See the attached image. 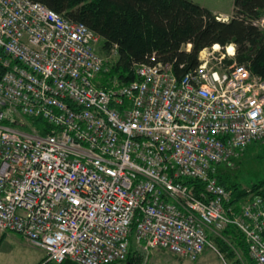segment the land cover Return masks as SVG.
<instances>
[{
	"label": "built area",
	"instance_id": "obj_1",
	"mask_svg": "<svg viewBox=\"0 0 264 264\" xmlns=\"http://www.w3.org/2000/svg\"><path fill=\"white\" fill-rule=\"evenodd\" d=\"M99 42L44 4L0 0V232L47 262L120 264L154 250L196 261L233 226L264 264V199L232 204L218 181L220 166L264 145V79L231 44L203 50L182 77L137 64L135 81L103 83Z\"/></svg>",
	"mask_w": 264,
	"mask_h": 264
},
{
	"label": "trees",
	"instance_id": "obj_2",
	"mask_svg": "<svg viewBox=\"0 0 264 264\" xmlns=\"http://www.w3.org/2000/svg\"><path fill=\"white\" fill-rule=\"evenodd\" d=\"M32 1L44 4L64 18L85 24L93 30L100 37L97 49L103 58L113 57L116 53L109 72L101 75L103 83L115 79L121 83L135 81L134 67L137 64H169L177 77H182L199 66L203 50L220 46L224 51L231 44L236 48L234 61L264 79V29L256 24L264 18V0H235L234 13L228 21L218 20V15L193 0ZM234 61L223 60L226 65H232ZM5 71L0 63V80ZM26 120L41 135L50 132L51 128L43 119ZM221 171L218 172V181L232 191L231 203L243 202L247 193L240 190L238 184H230ZM252 189L256 192L255 197L264 199V180L253 185ZM225 239L235 243L242 253L243 260L235 264H244L245 261L255 264L241 231L229 226L221 237L210 236L226 260L234 252ZM133 252L125 264L140 263V257Z\"/></svg>",
	"mask_w": 264,
	"mask_h": 264
},
{
	"label": "rangeland",
	"instance_id": "obj_3",
	"mask_svg": "<svg viewBox=\"0 0 264 264\" xmlns=\"http://www.w3.org/2000/svg\"><path fill=\"white\" fill-rule=\"evenodd\" d=\"M193 1L214 14H217L219 18L225 19V21H228L233 16L235 0ZM263 20L264 18L257 21L260 27L264 24ZM222 52V49L219 47L216 54H223ZM205 54V52L202 53V56H205ZM216 58V60H212V66L220 63L219 55ZM106 60L110 66L113 58L112 56H107ZM218 170H222L221 174H223L224 178L230 184H238L239 189L247 193L245 200L252 199L256 195V192L252 189L253 185L264 180L263 144H253L250 148L244 150L238 159L232 161L230 164L220 166ZM230 192L232 193V191ZM222 233L218 237H221ZM224 241L234 252V255L226 260L221 253L214 252L208 248L205 249L204 253L196 261L180 259L163 251H152L146 254H140L134 251L133 254L136 253L140 257L139 264H235L237 261L243 260L242 253L237 249L236 244L231 243L229 239H225ZM33 247L19 235L0 232V264H36L43 251ZM216 248L218 249L217 246ZM244 264H248V262L245 261Z\"/></svg>",
	"mask_w": 264,
	"mask_h": 264
},
{
	"label": "crops",
	"instance_id": "obj_4",
	"mask_svg": "<svg viewBox=\"0 0 264 264\" xmlns=\"http://www.w3.org/2000/svg\"><path fill=\"white\" fill-rule=\"evenodd\" d=\"M217 15V14H216ZM231 18V17H230ZM224 21H225V19H224ZM8 234H10V233H8ZM34 248V247H33ZM154 251H163V250H154ZM163 252H166V251H163ZM168 253V252H167ZM185 260V259H184ZM36 264H76V263H74V262H72V261H66V262H63V263H54V262H47L46 261V257H45V253L44 252H42V254H41V257H40V259H38V261H37V263Z\"/></svg>",
	"mask_w": 264,
	"mask_h": 264
},
{
	"label": "bare ground",
	"instance_id": "obj_5",
	"mask_svg": "<svg viewBox=\"0 0 264 264\" xmlns=\"http://www.w3.org/2000/svg\"><path fill=\"white\" fill-rule=\"evenodd\" d=\"M214 49H216V50H217V49H219V47H214Z\"/></svg>",
	"mask_w": 264,
	"mask_h": 264
}]
</instances>
